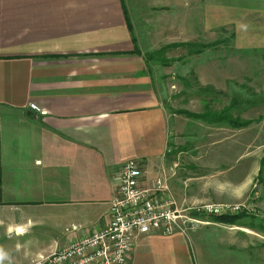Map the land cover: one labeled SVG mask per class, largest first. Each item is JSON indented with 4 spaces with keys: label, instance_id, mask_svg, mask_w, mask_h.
<instances>
[{
    "label": "crops",
    "instance_id": "0c3cea01",
    "mask_svg": "<svg viewBox=\"0 0 264 264\" xmlns=\"http://www.w3.org/2000/svg\"><path fill=\"white\" fill-rule=\"evenodd\" d=\"M226 1L238 39L264 52V0ZM126 6L0 0V264H31L103 229L124 163L147 178L167 171V114L133 53ZM173 178L175 199L206 202ZM237 238L210 222L188 237L146 235L129 264H241Z\"/></svg>",
    "mask_w": 264,
    "mask_h": 264
},
{
    "label": "rangeland",
    "instance_id": "374dc122",
    "mask_svg": "<svg viewBox=\"0 0 264 264\" xmlns=\"http://www.w3.org/2000/svg\"><path fill=\"white\" fill-rule=\"evenodd\" d=\"M225 1L127 0L126 7L167 114L166 170L181 190L206 202L244 207L234 222L219 224L239 238L241 264H264V52L238 39L225 6L232 1ZM184 113H224L248 125L236 129Z\"/></svg>",
    "mask_w": 264,
    "mask_h": 264
},
{
    "label": "built area",
    "instance_id": "2783aa9c",
    "mask_svg": "<svg viewBox=\"0 0 264 264\" xmlns=\"http://www.w3.org/2000/svg\"><path fill=\"white\" fill-rule=\"evenodd\" d=\"M31 110L38 112L35 106ZM171 175V176H170ZM169 171L147 178L138 161L124 163L109 221L100 231L82 235L67 246L31 264H129L133 247L146 235L185 237L205 224V218L235 216L239 205L178 201L171 193Z\"/></svg>",
    "mask_w": 264,
    "mask_h": 264
},
{
    "label": "trees",
    "instance_id": "16d2710c",
    "mask_svg": "<svg viewBox=\"0 0 264 264\" xmlns=\"http://www.w3.org/2000/svg\"><path fill=\"white\" fill-rule=\"evenodd\" d=\"M133 53L135 55H140L139 51L134 47V51ZM146 58L148 61H153V55H146ZM186 116L193 118V119H207L209 118V120H212V122H221V121H226L228 124L231 125V127L239 129L242 128L246 125H248V123H239L237 120H234L232 118L227 117L226 115L221 114V115H204V116H195L189 113H184ZM241 215L233 216V217H220V218H214V220L216 221V223H228V222H234L235 219H237L238 217H240Z\"/></svg>",
    "mask_w": 264,
    "mask_h": 264
},
{
    "label": "clouds",
    "instance_id": "9594fccd",
    "mask_svg": "<svg viewBox=\"0 0 264 264\" xmlns=\"http://www.w3.org/2000/svg\"><path fill=\"white\" fill-rule=\"evenodd\" d=\"M3 258V253L2 252H0V259H2Z\"/></svg>",
    "mask_w": 264,
    "mask_h": 264
}]
</instances>
